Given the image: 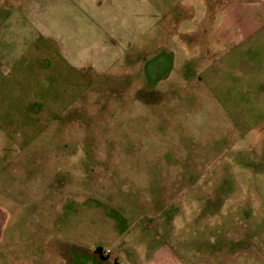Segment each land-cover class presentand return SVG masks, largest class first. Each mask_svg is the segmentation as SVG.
<instances>
[{
    "label": "rangeland",
    "instance_id": "374dc122",
    "mask_svg": "<svg viewBox=\"0 0 264 264\" xmlns=\"http://www.w3.org/2000/svg\"><path fill=\"white\" fill-rule=\"evenodd\" d=\"M235 1L0 0V264H264V29L218 37Z\"/></svg>",
    "mask_w": 264,
    "mask_h": 264
},
{
    "label": "crops",
    "instance_id": "0c3cea01",
    "mask_svg": "<svg viewBox=\"0 0 264 264\" xmlns=\"http://www.w3.org/2000/svg\"><path fill=\"white\" fill-rule=\"evenodd\" d=\"M209 6V5H208ZM197 11V8H196ZM1 17V10H0ZM221 28L218 37L224 38L226 35L231 38L233 34L236 40H248L252 35L264 29V0H248L243 2H230L222 8ZM232 39V38H231ZM155 219L149 214H143V220ZM120 256H117L119 260ZM162 256H156L150 264H161ZM117 260V261H118Z\"/></svg>",
    "mask_w": 264,
    "mask_h": 264
},
{
    "label": "built area",
    "instance_id": "2783aa9c",
    "mask_svg": "<svg viewBox=\"0 0 264 264\" xmlns=\"http://www.w3.org/2000/svg\"><path fill=\"white\" fill-rule=\"evenodd\" d=\"M102 251V254L105 256V257H112V251L111 250H101Z\"/></svg>",
    "mask_w": 264,
    "mask_h": 264
},
{
    "label": "trees",
    "instance_id": "16d2710c",
    "mask_svg": "<svg viewBox=\"0 0 264 264\" xmlns=\"http://www.w3.org/2000/svg\"><path fill=\"white\" fill-rule=\"evenodd\" d=\"M99 251H101V250H99Z\"/></svg>",
    "mask_w": 264,
    "mask_h": 264
}]
</instances>
